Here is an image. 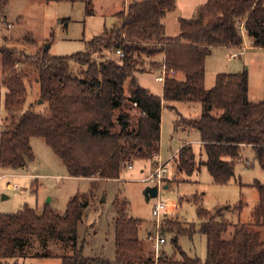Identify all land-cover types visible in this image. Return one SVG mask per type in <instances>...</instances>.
Here are the masks:
<instances>
[{
	"label": "trees",
	"instance_id": "trees-1",
	"mask_svg": "<svg viewBox=\"0 0 264 264\" xmlns=\"http://www.w3.org/2000/svg\"><path fill=\"white\" fill-rule=\"evenodd\" d=\"M9 2L0 0V11ZM176 7L177 0L134 1L117 13L120 24L92 38L86 51L54 56L43 50L30 57L46 105L43 111L29 104L28 74L17 69L22 56L1 46L0 164L24 169L35 158L31 138L41 137L71 176L91 178L95 185L119 180L128 166L160 153L164 103L172 108L186 101L200 102L201 113L182 117L178 126L200 131L207 160L196 162L191 144H185L178 152L179 170L191 175L204 164L215 182L227 183L245 147L253 149L264 169V97L259 102L249 99L247 72L220 73L213 88L205 87L206 59L214 47H242L244 29L254 36L255 46L264 47V0H208L194 17L180 18V32L169 36L164 19ZM118 49L123 58L106 55ZM156 56H161L158 75L163 67L167 71L162 95L143 87L136 76L144 72V58ZM72 62L82 71L74 73ZM254 185L259 202L249 222L239 220L242 203L214 212L197 208L207 240L204 260L178 248V256L163 252L155 261L139 237L142 221L130 215L127 200L119 197L114 201V257L85 255L79 227L91 190L76 194L63 215L47 207L39 213L29 206L0 214V261L26 258L30 242L40 238L71 249L60 255L64 264H264V183L256 180ZM176 231L178 235L193 229Z\"/></svg>",
	"mask_w": 264,
	"mask_h": 264
},
{
	"label": "rangeland",
	"instance_id": "rangeland-1",
	"mask_svg": "<svg viewBox=\"0 0 264 264\" xmlns=\"http://www.w3.org/2000/svg\"><path fill=\"white\" fill-rule=\"evenodd\" d=\"M133 1L93 0L92 5L88 6L84 0H10L0 11V47H11L22 56L17 69L28 74L27 83L31 89L29 104L36 111H43L46 105L39 97L40 88L34 82L36 73L29 63L30 57L43 52L46 47H49L47 52L54 56H71L86 51L87 43L92 38L120 24L117 13L126 10ZM175 28L177 31L171 35L180 32L177 21L173 20ZM243 35L242 49H212L206 61L205 87L213 88L220 73L247 72L249 99L259 102L264 97V47L254 46L252 34L248 30L244 29ZM233 53L238 55L230 58ZM106 55L113 57V52H106ZM160 58L145 57L141 63L144 72H136L139 83L157 95L163 94V83L156 80ZM71 66L76 74L83 69L75 62ZM1 76L0 61V81ZM176 76L183 77L179 73ZM200 113V102L180 101L172 108L164 103L160 154L156 158L136 161L132 169L127 168L122 172L119 180L99 182L97 185L93 184L91 178L71 176L46 140L32 137L35 158L24 169L3 167L0 164V214L18 212L29 206L39 213H43L47 207L63 215L76 194L93 190L90 205L79 227L80 238L85 241V255L101 252L106 257H114V201L119 197L127 200L130 215L142 221L139 237L144 243L145 253L155 261V239H149L150 233L166 238V243L160 246L159 256L163 252L178 256L179 248L190 256L204 260L207 240L201 232L197 208L203 206L214 212L222 206L242 203L244 207L239 220L251 221L259 202V191L254 183L256 180L264 183V169L255 160L253 149L245 147L242 159L236 163L235 176L227 183L215 182L204 164L191 175L179 170L178 152L185 144H191L196 162L207 160L200 131L185 128L183 124L178 126L182 117H197ZM163 162H168V173L159 186L158 196L147 200L146 189L156 184L142 179ZM8 183L16 185L18 189H8ZM166 185L168 187L165 188ZM157 200L175 201L180 205L177 211L162 213L160 227L153 215ZM178 228L193 229V232L182 231L177 235ZM176 235L177 246L174 243ZM28 250L29 256L26 258H8L0 261V264H64L60 255L71 251L62 243L40 238L31 241Z\"/></svg>",
	"mask_w": 264,
	"mask_h": 264
},
{
	"label": "built area",
	"instance_id": "built-area-1",
	"mask_svg": "<svg viewBox=\"0 0 264 264\" xmlns=\"http://www.w3.org/2000/svg\"><path fill=\"white\" fill-rule=\"evenodd\" d=\"M241 25H243V23H240ZM124 53L121 50H116L115 52H113V57H117V58H123ZM236 57V53H233L230 55V58H234ZM173 72V71H171ZM167 71L165 69V67H163V71L162 73H160L158 76H156V80L157 81H164L165 77H166ZM168 162H163L160 165H158L157 169L155 171H153L149 176L144 177L142 180L145 182L148 181H154L158 187L162 184L163 179L165 178L166 174L168 173V167H166ZM133 166L130 165L128 166V168H132ZM7 188L8 189H13V190H17L18 187L16 185H12L10 183L7 184ZM180 208V205L175 202V201H162V200H157L156 203L153 206V215L156 217V223L157 226L160 227V221H161V215L162 213L166 212V211H176ZM149 239L154 240L155 239V258L156 261L158 260V256L160 254V246L164 243H166V238L163 237L160 234H157L156 236H153L151 233L149 234Z\"/></svg>",
	"mask_w": 264,
	"mask_h": 264
},
{
	"label": "crops",
	"instance_id": "crops-1",
	"mask_svg": "<svg viewBox=\"0 0 264 264\" xmlns=\"http://www.w3.org/2000/svg\"><path fill=\"white\" fill-rule=\"evenodd\" d=\"M135 1H142V0H135ZM208 0H177V7L175 10L173 11H170L167 13L165 19H164V23H165V27H166V33L167 35L169 36H174V35H171L173 33H175L176 28L173 29V20L177 21L178 23V26H179V29H180V23H179V20L180 18H192L196 15L198 9L203 6L204 4L207 3ZM134 2V1H133ZM132 3V2H131ZM130 3V4H131ZM129 4V5H130ZM128 5V6H129ZM128 8V7H127ZM127 10V9H126ZM126 10H123V11H126ZM171 20V24H169V21ZM253 37V44L255 42V38L254 36L252 35ZM255 46V45H254ZM217 47H225V46H217ZM216 48V47H214ZM242 47H237V48H230V49H242ZM212 53V52H211ZM238 55V54H237ZM236 55V56H237ZM235 58V57H234ZM207 61V59H206ZM161 83H163V81H159ZM160 154V153H159ZM156 158V157H154ZM134 167V165H132ZM132 167V168H133ZM131 168V169H132ZM144 168L142 169V172ZM148 176V175H147ZM170 211V210H169ZM172 211V210H171ZM177 211V210H176ZM70 252V251H69ZM68 252V253H69ZM67 253V254H68Z\"/></svg>",
	"mask_w": 264,
	"mask_h": 264
},
{
	"label": "water",
	"instance_id": "water-1",
	"mask_svg": "<svg viewBox=\"0 0 264 264\" xmlns=\"http://www.w3.org/2000/svg\"><path fill=\"white\" fill-rule=\"evenodd\" d=\"M49 47H46L44 50H48ZM168 187V185L165 186V188ZM158 193H159V187L156 185V186H153V187H148L145 191V195H146V198L147 200H150L152 198H155L158 196ZM5 198V196H4Z\"/></svg>",
	"mask_w": 264,
	"mask_h": 264
}]
</instances>
